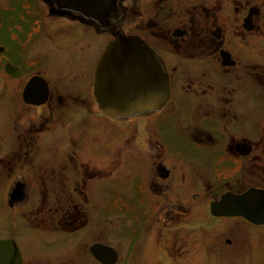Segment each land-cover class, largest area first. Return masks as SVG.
<instances>
[{"label": "rangeland", "instance_id": "374dc122", "mask_svg": "<svg viewBox=\"0 0 264 264\" xmlns=\"http://www.w3.org/2000/svg\"><path fill=\"white\" fill-rule=\"evenodd\" d=\"M18 1L21 0H0V46L7 48L0 55V70L4 62L11 61L22 65L26 78L43 75L80 89L93 100V66L112 35L69 17L54 18L48 14L50 9L42 0L34 4L32 0H22L17 6ZM157 1L121 0L122 10L115 23L124 34L144 36L154 44L148 27L153 28ZM72 27L76 30L73 36L61 34V30ZM169 28L173 30L175 25ZM54 34L59 40L52 38ZM163 56L168 61L171 59L167 51ZM3 77L6 84L0 94V149L5 153L9 150L13 118L16 113L25 111L17 84L4 71ZM96 105L97 109L70 113L65 109V123L42 134V148L35 143L39 156L46 157L48 162H41V157L34 160L29 173L30 198L17 206L16 240L25 253V264H34L36 260L61 264L66 259L67 264H95L85 254L79 256L82 245L95 241L113 246L120 254V264H264V226L254 227L239 219L215 217L210 206L218 196L202 193L195 199V195H188L185 202L194 206L204 202L203 208L187 211L186 216L180 211L182 218L174 221L165 219L162 205L170 206L180 200L178 196L157 197L151 192L156 157L148 148V136L140 130L142 117L112 121L100 112L98 103ZM163 116L165 121L174 119L172 123H177L173 114L166 112ZM249 118V114L243 115L244 120ZM147 119L143 125L153 126L158 118ZM176 134L181 135L178 131ZM5 139L8 140L5 142ZM172 161L178 173L182 164L193 173L200 170L193 162L187 161L186 165ZM17 174L26 175V172L19 169ZM41 176L48 193L42 192ZM59 176L64 178L65 187L59 183ZM242 180L246 185L255 182L252 177ZM73 201L83 207L79 224L63 227L59 204L68 205ZM172 212L179 213L176 209ZM10 219L9 212L2 210L0 237L13 234ZM38 223L41 226L34 229ZM60 238L76 239L64 249L66 245L59 243ZM175 239L182 251L172 255L170 246ZM43 240H56L55 246L49 248ZM74 256L78 258L73 262Z\"/></svg>", "mask_w": 264, "mask_h": 264}, {"label": "flooded vegetation", "instance_id": "af4514ba", "mask_svg": "<svg viewBox=\"0 0 264 264\" xmlns=\"http://www.w3.org/2000/svg\"><path fill=\"white\" fill-rule=\"evenodd\" d=\"M21 1L17 2V6L23 3ZM42 1L50 9L48 14L54 18L69 17L79 23L100 28L95 22L77 13L59 9L52 0ZM35 2L37 0H32L33 4ZM155 17L153 28L148 27L154 37V44L144 36L126 35L139 36L154 51L163 71L169 76L170 99L160 110L145 111L123 119L158 118L153 126L147 124L139 127L148 136V148L152 149L151 152L156 157V174L150 184L151 192L157 197L178 196L180 200L170 206L162 205L165 219L174 221L182 218L183 213L180 211H184L186 216L187 211L191 213L195 208H203L204 202L196 206L185 202L188 195H195V199L198 198L196 195L202 193L218 196L211 203L212 212L213 203L227 193L240 195L251 189L264 192V0H158ZM172 25H175L173 30L169 28ZM60 32L67 37L74 35L70 29ZM258 36L261 38L259 42ZM52 38L59 40V36L55 34ZM6 51V47L0 46V55ZM165 51L170 54L169 61L163 56ZM101 56L93 66V100L90 96L91 101L88 102L86 100L89 97L76 87L55 82L52 78L39 74L26 78L22 65L6 61L2 65V71L0 70V94L6 84L4 71L20 89V98L24 105L22 109L25 111L19 112L20 115L16 113L17 116L13 118L9 150L4 153L0 149V214L2 210L9 212V225L14 229L10 237H0L4 238L0 240H14L21 250L24 264L25 253L16 240L17 206L30 198L29 173L35 159L41 157V162H48L46 157L39 156L36 147L42 148L40 143L44 144L42 134L51 132L53 126L61 127L65 123V109L69 113L90 110L92 107L97 109L94 84ZM7 64L18 68L19 74L15 77L8 74ZM31 81L38 83L27 97L25 88ZM179 89L182 91L180 97ZM166 112L174 115L176 124L172 123L174 119H163ZM57 114L61 116L59 121L56 119ZM244 114L250 115L249 120L243 119ZM110 120L113 121L111 118ZM176 131L181 135L176 134ZM30 143L31 146H27ZM23 151L25 154L21 155ZM171 159L178 164L187 165V161L193 162L200 170L193 173L187 170L188 166L185 169L182 164L178 173L175 169L177 166L171 165ZM19 169L22 173L26 172V175L18 176ZM244 177H252L255 182L246 185L242 180ZM59 179V183L64 185V178L59 176ZM41 183L44 186L42 192L48 193L42 176ZM78 189H75L76 192ZM19 196L22 197L17 199ZM59 205L63 212L61 225L76 227L83 207L74 201L68 205ZM173 209L179 213L175 214ZM30 217L34 219L33 213H30ZM221 218L239 219L254 227L264 226L240 216ZM40 226V223L35 224L34 229ZM75 239L60 238L59 243L66 245ZM55 241L43 240L42 243L53 248ZM62 244L60 245L63 246ZM97 244L116 250L105 242L95 241L87 246L82 245L84 248L79 251L80 258V254H85L95 264H103L92 252V247ZM227 244H231V241H227ZM178 247L176 239L173 240L170 246L172 255L182 251L181 245ZM63 248H67V245ZM116 252V264H120V254L117 250ZM77 258L78 256H74L73 262ZM40 261L36 260L37 263L34 264H51ZM67 263V259L61 261V264Z\"/></svg>", "mask_w": 264, "mask_h": 264}, {"label": "water", "instance_id": "95a60500", "mask_svg": "<svg viewBox=\"0 0 264 264\" xmlns=\"http://www.w3.org/2000/svg\"><path fill=\"white\" fill-rule=\"evenodd\" d=\"M52 1L61 10L95 22L113 37L95 74L94 95L101 112L119 120L145 111H157L166 105L171 95L170 80L154 51L139 36L124 34L115 23L120 17L121 0ZM6 72L15 77L19 69L7 64ZM34 81L26 86L25 96L36 88L38 82ZM212 213L220 217L240 216L264 225V192L251 189L240 195L227 193L213 203ZM92 252L103 264H116L118 260L116 250L105 245H94ZM0 264H24L21 250L14 240H0Z\"/></svg>", "mask_w": 264, "mask_h": 264}, {"label": "bare ground", "instance_id": "6f19581e", "mask_svg": "<svg viewBox=\"0 0 264 264\" xmlns=\"http://www.w3.org/2000/svg\"><path fill=\"white\" fill-rule=\"evenodd\" d=\"M75 27H76V26H75ZM75 27H74L73 29H70V31H71V32H74V31L76 32ZM0 89H1V88H0ZM46 89H47V88H46ZM36 104H37V106H39V104H38L37 102H36ZM56 119H57V121H59V120L61 119V116H60L59 114H57V115H56ZM143 120H144V121H143ZM143 122H145V119H144V118H142V121H140V125H141L140 127H143ZM141 131H142V133L144 134V129H142ZM27 146L30 147V146H31V143H30V145L27 144ZM29 147H28V148H29ZM20 151H22V150L20 149ZM21 153H22V152H20V154H21ZM24 154H25V151H23V153H22L21 155H24ZM29 154H31V153H30V150H29ZM29 158H30V157H29ZM19 192H20V190L17 191V193H19ZM237 217H238V216H237Z\"/></svg>", "mask_w": 264, "mask_h": 264}]
</instances>
